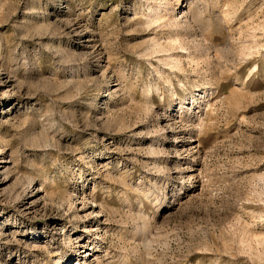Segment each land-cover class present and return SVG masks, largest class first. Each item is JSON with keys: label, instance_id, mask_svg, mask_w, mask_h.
Instances as JSON below:
<instances>
[{"label": "rangeland", "instance_id": "374dc122", "mask_svg": "<svg viewBox=\"0 0 264 264\" xmlns=\"http://www.w3.org/2000/svg\"><path fill=\"white\" fill-rule=\"evenodd\" d=\"M0 264H264V0H0Z\"/></svg>", "mask_w": 264, "mask_h": 264}]
</instances>
